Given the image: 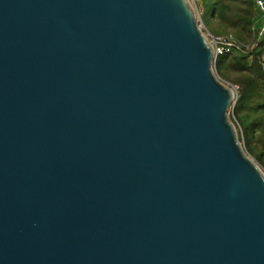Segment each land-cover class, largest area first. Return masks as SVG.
<instances>
[{
	"label": "water",
	"instance_id": "95a60500",
	"mask_svg": "<svg viewBox=\"0 0 264 264\" xmlns=\"http://www.w3.org/2000/svg\"><path fill=\"white\" fill-rule=\"evenodd\" d=\"M188 0H0V264H264V173Z\"/></svg>",
	"mask_w": 264,
	"mask_h": 264
},
{
	"label": "trees",
	"instance_id": "16d2710c",
	"mask_svg": "<svg viewBox=\"0 0 264 264\" xmlns=\"http://www.w3.org/2000/svg\"><path fill=\"white\" fill-rule=\"evenodd\" d=\"M231 1L232 0H209L206 15L203 17V23L207 27L209 21L211 22L212 20L223 30L236 28L239 31H237L236 34L226 33L221 36H232L244 46H249V48L246 49L242 48L239 52L219 56L216 60L215 67L219 76L229 81V77L227 76L229 71L228 62L232 59L236 61V64L241 66L242 69L254 71L255 75L258 76L257 79L259 84L240 85L234 110L246 145L249 146L250 143L257 140L258 144L261 146L260 153H255L252 148H250V153L254 155L256 160L264 168V72L256 60L262 45L260 49H254V47H252L253 38L251 41L245 42L242 36L243 32L248 31V36L250 37L256 9L252 0H237L243 1L246 9L241 11L242 16L235 22L231 17ZM209 31L212 34L215 32L212 29ZM248 36L247 38L249 39ZM250 58L254 60L253 64L248 66L247 61Z\"/></svg>",
	"mask_w": 264,
	"mask_h": 264
},
{
	"label": "rangeland",
	"instance_id": "374dc122",
	"mask_svg": "<svg viewBox=\"0 0 264 264\" xmlns=\"http://www.w3.org/2000/svg\"><path fill=\"white\" fill-rule=\"evenodd\" d=\"M188 1L191 5L195 15H196V18H197L199 24L202 25V27H203L202 31L204 34L208 33V34L213 35V36H221V35L226 34V33L236 34V32L238 31L236 28L223 30L221 27H218L215 24V21H212V20H211V22L209 21L208 26L206 27L203 23V17L206 15L207 7L209 5V3H208L209 0H188ZM252 2H253V0H252ZM230 7L232 8L231 17L236 22V20L242 16L241 11H244L246 9V6L243 4V1L232 0ZM253 24L255 25V30H253ZM253 24H252V28L250 31V37L248 36V31L243 32L242 36L244 37L245 42H247L249 40L251 41V39L257 35V31L261 25L260 21H258V19H257V12L255 15V19L253 20ZM211 29L215 31L214 34L210 33L209 30H211ZM247 36L249 37V39L247 38ZM253 60H254L253 58L248 59L247 65L251 66L253 64ZM256 60L264 72V46L262 47V50L257 55ZM215 64H216V62L214 61L213 71H214L216 77L224 85H226L227 87H229L230 89H232L234 91L235 97H236V102H237V98H238V90H239L241 84H243V85H254L256 83L259 84V81L257 79L258 76L255 75L254 71H251L249 69L248 70L242 69L241 66L237 65L236 61H233L232 59L229 60V62H228L229 71L227 73V76L229 77V81L225 80L224 78L219 76V74L216 71ZM236 102L234 105H232L228 109V119L233 124V126L236 130L237 138H238L240 145L242 146V148L244 149L246 154L248 156H250L258 164V166L260 167V169L264 173V168L256 160L254 155H252L250 153V148H252L255 151V153H260L261 146L258 144L257 140H254L252 143L249 144V146L246 145L243 133L241 131L240 125L237 122V116H236V113L234 110L235 106H236Z\"/></svg>",
	"mask_w": 264,
	"mask_h": 264
},
{
	"label": "built area",
	"instance_id": "2783aa9c",
	"mask_svg": "<svg viewBox=\"0 0 264 264\" xmlns=\"http://www.w3.org/2000/svg\"><path fill=\"white\" fill-rule=\"evenodd\" d=\"M253 2L257 12V19L261 25L257 31V35L253 37L252 47L260 49L261 45L262 47L264 46V0H253ZM201 28L203 29L202 25ZM253 30H255V25H253ZM204 35L213 49L215 62L219 56L239 52L242 48H249V46H244L232 36H213L208 33Z\"/></svg>",
	"mask_w": 264,
	"mask_h": 264
}]
</instances>
